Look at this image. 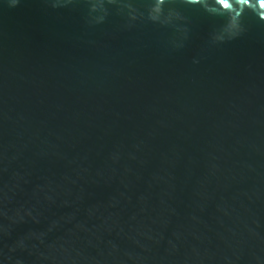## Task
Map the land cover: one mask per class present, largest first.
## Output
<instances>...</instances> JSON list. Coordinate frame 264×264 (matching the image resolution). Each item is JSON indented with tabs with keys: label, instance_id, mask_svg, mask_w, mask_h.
<instances>
[{
	"label": "water",
	"instance_id": "obj_1",
	"mask_svg": "<svg viewBox=\"0 0 264 264\" xmlns=\"http://www.w3.org/2000/svg\"><path fill=\"white\" fill-rule=\"evenodd\" d=\"M0 264H264V0H0Z\"/></svg>",
	"mask_w": 264,
	"mask_h": 264
}]
</instances>
